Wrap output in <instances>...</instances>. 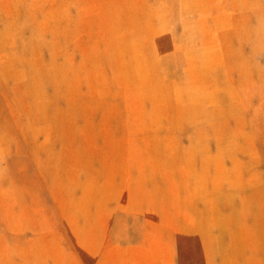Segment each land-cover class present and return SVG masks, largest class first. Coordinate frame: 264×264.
Listing matches in <instances>:
<instances>
[{
    "label": "rangeland",
    "instance_id": "1",
    "mask_svg": "<svg viewBox=\"0 0 264 264\" xmlns=\"http://www.w3.org/2000/svg\"><path fill=\"white\" fill-rule=\"evenodd\" d=\"M0 264H264V0H0Z\"/></svg>",
    "mask_w": 264,
    "mask_h": 264
}]
</instances>
